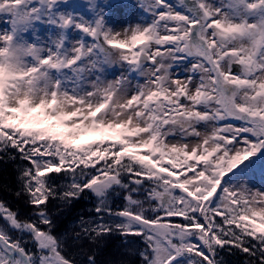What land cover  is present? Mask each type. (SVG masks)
Returning a JSON list of instances; mask_svg holds the SVG:
<instances>
[{
	"label": "snow or ice",
	"instance_id": "snow-or-ice-1",
	"mask_svg": "<svg viewBox=\"0 0 264 264\" xmlns=\"http://www.w3.org/2000/svg\"><path fill=\"white\" fill-rule=\"evenodd\" d=\"M115 6L0 0V161L34 217L0 201V264H97L69 239L112 235L140 264H264V0H126L121 30ZM85 193L96 219L57 235L50 202Z\"/></svg>",
	"mask_w": 264,
	"mask_h": 264
},
{
	"label": "trees",
	"instance_id": "trees-1",
	"mask_svg": "<svg viewBox=\"0 0 264 264\" xmlns=\"http://www.w3.org/2000/svg\"><path fill=\"white\" fill-rule=\"evenodd\" d=\"M19 161H0V200L5 201L20 213L25 209H31L26 203L27 197L24 195L17 196L15 193L19 189L17 181V164ZM93 201L91 193H85L81 198L74 202L73 207L86 214L89 211V203ZM53 203V201L51 202ZM50 203V204H51ZM125 204L123 196L114 197L112 205L114 209L122 208ZM71 213L67 210L60 213L56 219V233H67L68 219ZM62 221H58L60 218ZM68 235V233H67ZM130 243V241H129ZM124 244L123 238L118 235H112L105 239L100 247H96L88 241L81 242L84 252H95L97 264H140V257L133 255L127 249H142L141 243L133 239L132 244ZM224 256L226 264H246L248 256L239 250H233L232 254L221 253Z\"/></svg>",
	"mask_w": 264,
	"mask_h": 264
},
{
	"label": "rangeland",
	"instance_id": "rangeland-1",
	"mask_svg": "<svg viewBox=\"0 0 264 264\" xmlns=\"http://www.w3.org/2000/svg\"><path fill=\"white\" fill-rule=\"evenodd\" d=\"M84 2H86V0H84ZM125 2L126 0H112V3L116 6L112 9L111 20L113 22V25L117 28V30H121L125 26V22L132 20L134 15H138V12L133 13L130 12L127 8L122 7L121 5L124 4ZM127 2H131V0H127ZM8 27H10V25L7 22V17L0 16V30ZM115 74L119 75L118 72H116ZM113 78H114L113 75L108 76V79H113ZM138 79L140 80L141 83H143V78H138ZM133 85H135V81H133ZM253 183L260 190H264V181H261L259 175H256L254 177Z\"/></svg>",
	"mask_w": 264,
	"mask_h": 264
}]
</instances>
